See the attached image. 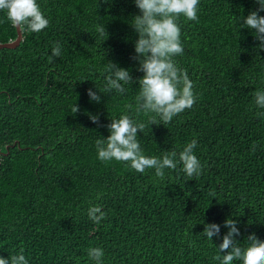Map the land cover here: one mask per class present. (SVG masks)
Listing matches in <instances>:
<instances>
[{
    "label": "trees",
    "instance_id": "1",
    "mask_svg": "<svg viewBox=\"0 0 264 264\" xmlns=\"http://www.w3.org/2000/svg\"><path fill=\"white\" fill-rule=\"evenodd\" d=\"M37 3L48 27L0 48V256L23 248L29 264H91L87 249L100 247L103 264H216L203 223L221 225L223 235L228 217L239 221L238 241L250 233L264 240V117L253 97L264 89V51L238 23L254 0H199L197 21L179 18L184 52L174 60L193 82L191 109L150 126L151 114L128 112L145 124L138 139L146 156L197 141L201 174L178 167L163 180L154 169L100 161L95 142L109 133L85 114L106 125L135 103V83L109 94L102 78L107 61L142 75L130 59L137 36L129 21L139 12L132 0ZM15 35L0 11V42ZM57 42L62 54L50 61ZM94 84L100 103L86 94ZM94 204L106 214L99 225L87 216Z\"/></svg>",
    "mask_w": 264,
    "mask_h": 264
},
{
    "label": "clouds",
    "instance_id": "2",
    "mask_svg": "<svg viewBox=\"0 0 264 264\" xmlns=\"http://www.w3.org/2000/svg\"><path fill=\"white\" fill-rule=\"evenodd\" d=\"M111 3V0H102ZM139 10L129 21L130 27L136 33L137 39L133 42L134 54L130 57L136 64V71L142 73L135 79L126 68L117 63L107 61L102 70L104 80V93L123 94L125 85H137L138 94L135 103L127 104V111L119 118L109 119L106 125L100 124L98 114L85 113L88 119L97 126L105 127L109 135L100 137L95 142L97 158L102 162L113 160L126 163L132 170L144 173L147 169H154L155 176L160 180L165 178V170H176L178 167L188 177L199 176L202 165L194 153L197 146L195 139L183 145L179 151L164 150L160 157L146 156L140 146L138 133H143L145 124L133 119L128 112L141 113L151 118L150 125H163L169 123L186 109H191L196 102L187 70L180 68L174 57L184 52L181 42V29L179 18L183 16L188 21L198 20L199 0H132ZM258 5L249 10L247 15H240L238 23L252 31L257 41L256 51H264V0H254ZM0 11L6 14L7 20L21 31L40 32L49 25V20L41 11L37 0H0ZM95 30L102 43L107 39L108 33L104 24H96ZM62 46L59 42L51 48L49 60L59 58ZM93 88L86 89L90 101L100 103L101 91ZM254 104L262 111L257 116L264 117V89L253 92ZM75 103L72 114L79 111ZM105 212L100 205H92L87 210L88 218L99 225L105 219ZM239 221L228 217L223 221L226 233L221 235V225L216 223H203L202 233L216 249L212 259L216 264H264V240L259 239L255 233L246 236L243 242L236 237L241 236ZM213 237L220 240L218 245L213 244ZM104 250L100 247L87 249V256L91 264H103ZM0 264H29L24 249L0 256Z\"/></svg>",
    "mask_w": 264,
    "mask_h": 264
},
{
    "label": "water",
    "instance_id": "3",
    "mask_svg": "<svg viewBox=\"0 0 264 264\" xmlns=\"http://www.w3.org/2000/svg\"><path fill=\"white\" fill-rule=\"evenodd\" d=\"M15 29V37L12 40L6 41V42H0V48H15L20 40H21V30L14 27Z\"/></svg>",
    "mask_w": 264,
    "mask_h": 264
}]
</instances>
